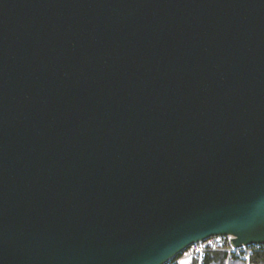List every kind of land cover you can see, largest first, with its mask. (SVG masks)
<instances>
[{
  "label": "water",
  "instance_id": "obj_1",
  "mask_svg": "<svg viewBox=\"0 0 264 264\" xmlns=\"http://www.w3.org/2000/svg\"><path fill=\"white\" fill-rule=\"evenodd\" d=\"M264 244V0H0V264H166Z\"/></svg>",
  "mask_w": 264,
  "mask_h": 264
},
{
  "label": "trees",
  "instance_id": "obj_2",
  "mask_svg": "<svg viewBox=\"0 0 264 264\" xmlns=\"http://www.w3.org/2000/svg\"><path fill=\"white\" fill-rule=\"evenodd\" d=\"M228 246L229 244H225L221 246V249L210 248L202 252H196L187 264H264V248L254 249L248 261L234 252L228 262L229 252L224 249ZM182 255L183 253H180L166 264H179L178 259Z\"/></svg>",
  "mask_w": 264,
  "mask_h": 264
},
{
  "label": "built area",
  "instance_id": "obj_3",
  "mask_svg": "<svg viewBox=\"0 0 264 264\" xmlns=\"http://www.w3.org/2000/svg\"><path fill=\"white\" fill-rule=\"evenodd\" d=\"M204 243H205V246L202 247L200 250L197 247H194L198 243L193 244L188 249H190V251L198 250L199 252H202L203 250L210 249V248L221 249V246H223L225 244H229L228 247L224 248V249H226L229 252V258H228V262H229L230 258H231V254L234 253V252L237 253V254H240L242 257H244L248 261L250 255H251V253L253 252L254 249H262V248H264V244H255V245H251V246H244V247H241V248H237V247L232 245L231 236L212 237L210 239L205 240ZM188 249H186L185 253H188L187 252ZM181 257L178 259V262H179V264H184L181 261Z\"/></svg>",
  "mask_w": 264,
  "mask_h": 264
},
{
  "label": "rangeland",
  "instance_id": "obj_4",
  "mask_svg": "<svg viewBox=\"0 0 264 264\" xmlns=\"http://www.w3.org/2000/svg\"><path fill=\"white\" fill-rule=\"evenodd\" d=\"M206 243V242H205ZM205 243L204 241L203 242H199L196 246L194 247H197L199 250L205 246ZM186 251V250H185ZM185 251L183 252V255L181 257V261L184 263V264H187L189 261H191L194 253L196 252H199L198 250L196 251H190V249H188V253H185Z\"/></svg>",
  "mask_w": 264,
  "mask_h": 264
}]
</instances>
